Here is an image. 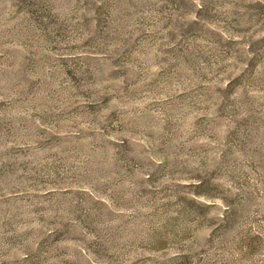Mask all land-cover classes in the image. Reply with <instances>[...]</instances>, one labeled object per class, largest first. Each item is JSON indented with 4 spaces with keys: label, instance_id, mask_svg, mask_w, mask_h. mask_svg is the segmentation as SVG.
Here are the masks:
<instances>
[{
    "label": "rangeland",
    "instance_id": "374dc122",
    "mask_svg": "<svg viewBox=\"0 0 264 264\" xmlns=\"http://www.w3.org/2000/svg\"><path fill=\"white\" fill-rule=\"evenodd\" d=\"M0 264H264V0H0Z\"/></svg>",
    "mask_w": 264,
    "mask_h": 264
}]
</instances>
